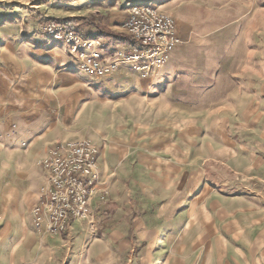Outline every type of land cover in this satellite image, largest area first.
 Here are the masks:
<instances>
[{
    "label": "rangeland",
    "instance_id": "rangeland-1",
    "mask_svg": "<svg viewBox=\"0 0 264 264\" xmlns=\"http://www.w3.org/2000/svg\"><path fill=\"white\" fill-rule=\"evenodd\" d=\"M111 1L0 0V86L28 92L42 108L34 123L58 143L96 146L103 202L108 217L129 223L130 257L147 247L131 241L136 220L162 226L171 215L182 222L176 264H264V114L249 113H264V0H171L163 13L193 32L175 72L122 66L96 79L46 29L98 40L112 62L129 44L107 37L123 34L110 19L127 13ZM226 91L236 97L216 98ZM231 101L244 107L220 119L236 126L213 130L216 115L202 110Z\"/></svg>",
    "mask_w": 264,
    "mask_h": 264
},
{
    "label": "crops",
    "instance_id": "crops-1",
    "mask_svg": "<svg viewBox=\"0 0 264 264\" xmlns=\"http://www.w3.org/2000/svg\"><path fill=\"white\" fill-rule=\"evenodd\" d=\"M116 1L119 5L127 6L125 17L122 15L110 19V24L120 30L128 19L131 6L153 4L162 12L171 8L166 5L171 0ZM114 2L112 0L109 5ZM123 34L130 37L127 33ZM177 35L182 45L171 53L170 60L164 67L166 76L162 78L169 77L180 66L177 58H181L191 40L192 27L177 21ZM127 44L131 45L132 42ZM263 89L264 86L262 93ZM216 95V98L232 100L236 97V92H218ZM240 107L244 106L231 101L224 106L212 107L210 111L202 110V114L216 115L215 119H209L211 128L221 132L229 129V126H236L233 117L220 119L222 112L227 111L228 115H233ZM256 109L249 113L258 114L259 120L264 113ZM41 111L42 108L33 107V100L28 92L0 86V264H176V252L173 250L177 242L175 233L182 222L176 221L171 215L168 216L166 225L162 226L151 221L136 220V236L131 241L136 240L147 247L132 257L129 223H119L108 217L107 203L99 199L91 202L94 213L92 221L71 220L67 231L61 235L40 234L35 230L32 211L39 202L42 189L48 183V174L38 166V161L47 156L50 148L61 144L57 142L55 135H49V131L44 130L42 123H34L37 120L34 113ZM218 139H221L220 144L223 146L232 147V142L224 134ZM166 229L168 234L165 235L163 233ZM172 231L174 234H170ZM202 234H196V239ZM192 240L193 233L182 239L184 243ZM219 258L217 255V259ZM217 264H220L219 260Z\"/></svg>",
    "mask_w": 264,
    "mask_h": 264
},
{
    "label": "built area",
    "instance_id": "built-area-1",
    "mask_svg": "<svg viewBox=\"0 0 264 264\" xmlns=\"http://www.w3.org/2000/svg\"><path fill=\"white\" fill-rule=\"evenodd\" d=\"M123 31L132 44L117 59L106 63L98 40L84 39L59 25L46 29L57 40L67 42L78 68L96 79L109 77L122 66L144 75L153 73L168 63L173 50L181 44L176 20L151 4L131 6ZM39 166L48 174V183L32 211L35 230L61 235L71 220L92 221L91 202H103L108 196L101 185L96 146L89 140L57 144Z\"/></svg>",
    "mask_w": 264,
    "mask_h": 264
},
{
    "label": "trees",
    "instance_id": "trees-1",
    "mask_svg": "<svg viewBox=\"0 0 264 264\" xmlns=\"http://www.w3.org/2000/svg\"><path fill=\"white\" fill-rule=\"evenodd\" d=\"M107 37L116 41H120L121 43H129L131 41V38L126 36L125 34L109 33L107 34Z\"/></svg>",
    "mask_w": 264,
    "mask_h": 264
},
{
    "label": "bare ground",
    "instance_id": "bare-ground-1",
    "mask_svg": "<svg viewBox=\"0 0 264 264\" xmlns=\"http://www.w3.org/2000/svg\"><path fill=\"white\" fill-rule=\"evenodd\" d=\"M199 231H200V230H198V232H199ZM196 238H197V236H196ZM196 238H195V239H196ZM199 238H200V236H199ZM199 238H198V239H199ZM194 241H195V240H194ZM203 242H204V241H203ZM201 243H202V242H201Z\"/></svg>",
    "mask_w": 264,
    "mask_h": 264
}]
</instances>
